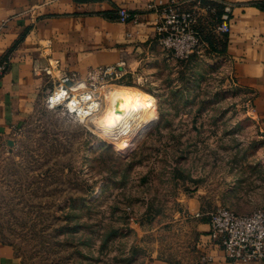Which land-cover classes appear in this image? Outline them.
I'll use <instances>...</instances> for the list:
<instances>
[{"label":"rangeland","instance_id":"rangeland-1","mask_svg":"<svg viewBox=\"0 0 264 264\" xmlns=\"http://www.w3.org/2000/svg\"><path fill=\"white\" fill-rule=\"evenodd\" d=\"M151 61L144 82L96 87L90 112L110 108L111 94L101 92L131 87L154 100L143 124L94 132L88 117L39 98L0 143V242L19 264L170 258L167 233H186L173 215L185 216L190 193L211 208L264 210V132L224 57L208 47L177 60L158 45ZM71 90L86 88L77 82Z\"/></svg>","mask_w":264,"mask_h":264},{"label":"crops","instance_id":"crops-1","mask_svg":"<svg viewBox=\"0 0 264 264\" xmlns=\"http://www.w3.org/2000/svg\"><path fill=\"white\" fill-rule=\"evenodd\" d=\"M167 1L0 0V61L6 60L0 74V143L8 142L10 133L62 75L83 78L90 69L113 66L122 81L149 78L147 67L158 44L153 35L156 13L147 5ZM216 1L215 17L227 15L228 32L214 37L201 22L204 38L208 46L209 36L213 45L222 47L219 53L229 77L250 95V109L264 132V0ZM119 7L130 14L124 23L116 19ZM204 202L203 196L190 193L183 203L185 216L173 215L186 233H167V252L173 256L150 263L226 264L221 246L210 240L206 213L212 208ZM202 255L208 259L200 261ZM0 264H19L10 246L2 242Z\"/></svg>","mask_w":264,"mask_h":264},{"label":"built area","instance_id":"built-area-1","mask_svg":"<svg viewBox=\"0 0 264 264\" xmlns=\"http://www.w3.org/2000/svg\"><path fill=\"white\" fill-rule=\"evenodd\" d=\"M217 3L216 0H168L164 4L158 2L157 5H147L148 9L156 13L153 23L156 43L177 60H184L202 48H208L201 22L206 23L205 28L214 37L228 32L227 15L215 17ZM129 18L130 14L124 8L116 9L118 22L124 23ZM5 67L6 60L0 61V74ZM120 76V72L113 66L90 69L83 80L73 73L62 75L44 95L43 101L50 107L63 106L68 113L78 117V109L69 110L67 103L76 104L79 101L82 105L86 102L84 109L90 112V106L99 102L95 88L118 80ZM77 82H82L86 90L82 95L74 96L71 88ZM52 98L55 99L53 102ZM193 216L197 217L199 213H194ZM206 216L210 240L221 246L223 255L228 260L226 264L234 261L264 262V210L254 209L248 213H237L216 205ZM207 259L204 255L199 257L200 261Z\"/></svg>","mask_w":264,"mask_h":264},{"label":"bare ground","instance_id":"bare-ground-1","mask_svg":"<svg viewBox=\"0 0 264 264\" xmlns=\"http://www.w3.org/2000/svg\"><path fill=\"white\" fill-rule=\"evenodd\" d=\"M115 88H110L108 92L104 91V94L103 92L99 94V95H104V97L106 94H111V99H110L111 106L107 110H104L98 116H96L97 115L96 114L95 116L92 117L90 116L91 114L90 112L93 111L95 112V110L98 109L99 103H96L95 106H90V112L85 111V109L82 108L80 105H78V103L74 105L71 102H69L67 104L68 108L69 110L78 109L79 116L82 118L88 117V125L90 129L93 130L94 132H97L99 128L101 129L104 126L108 129V134H113L114 131L120 133L122 131V133H124L126 132V130L130 128V126H132V124L135 123H138L135 125L143 124L142 116L152 106H154L153 98L146 92H143L135 88H131V87L120 88V89H115ZM54 100L55 99L52 98V102Z\"/></svg>","mask_w":264,"mask_h":264},{"label":"trees","instance_id":"trees-1","mask_svg":"<svg viewBox=\"0 0 264 264\" xmlns=\"http://www.w3.org/2000/svg\"><path fill=\"white\" fill-rule=\"evenodd\" d=\"M206 39L209 42V48H210L211 51H213V52H222V50H223L222 47L219 46L217 43H216V45H213L214 43H213L212 39L209 36L206 37Z\"/></svg>","mask_w":264,"mask_h":264}]
</instances>
